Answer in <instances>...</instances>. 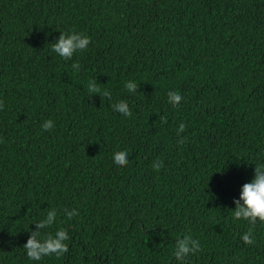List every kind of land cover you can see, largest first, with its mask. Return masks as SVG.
Masks as SVG:
<instances>
[{
	"label": "trees",
	"instance_id": "trees-1",
	"mask_svg": "<svg viewBox=\"0 0 264 264\" xmlns=\"http://www.w3.org/2000/svg\"><path fill=\"white\" fill-rule=\"evenodd\" d=\"M72 30L91 42L65 60L52 44ZM0 100V264H180L185 235L187 264H264V223L248 245L232 215L264 164V0H0ZM61 227L67 253L27 257L32 231Z\"/></svg>",
	"mask_w": 264,
	"mask_h": 264
},
{
	"label": "clouds",
	"instance_id": "clouds-1",
	"mask_svg": "<svg viewBox=\"0 0 264 264\" xmlns=\"http://www.w3.org/2000/svg\"><path fill=\"white\" fill-rule=\"evenodd\" d=\"M91 42V38L82 32H77L72 30L69 32H63L60 35L57 42L52 44V51L61 56L65 60L72 58L73 54L80 51L83 52L87 49ZM73 67L77 68L79 71L80 64L77 61ZM138 85L129 80L125 84V88L128 92L135 94ZM89 93L101 92L100 87L97 85L95 80H91L88 84ZM104 97H111V92L104 90L102 92ZM183 97L178 91L168 92V102L176 107ZM4 107V101L0 100V109ZM114 111L123 114L126 117L132 115L129 103L126 100H119L112 105ZM161 120L167 123V117L161 116ZM44 131H50L54 127V122L48 119L41 125ZM186 125L181 122L177 130V136L181 132H184ZM184 138L179 140V143H183ZM128 151L119 150L113 155L114 163L119 167H124L128 164ZM153 168L159 171L163 167V162H154ZM235 209H233V218L235 220L247 221L251 228L242 235V240L248 244L252 245L255 243V237L253 235V230L255 228L257 220L264 223V164H256L255 176L247 183H244L241 188L239 199H235ZM67 208L63 209V213L67 220L73 219L79 215L77 209L73 208L70 211H65ZM58 212L55 208L47 211L46 218L40 219L36 223L37 229H49L57 223ZM68 230L66 228H58L54 233L47 232L42 234V231H32L30 238L23 245L26 250L27 257L33 261H40L45 256L55 255L57 258L62 257L65 253L69 251V245L66 241L69 239ZM202 251L201 243L199 239L193 238L191 235H185L182 239L178 238L175 243V248L173 251V256L176 260L180 261V264H187V258L192 255Z\"/></svg>",
	"mask_w": 264,
	"mask_h": 264
}]
</instances>
